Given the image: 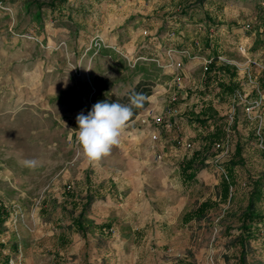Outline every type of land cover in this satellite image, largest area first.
Wrapping results in <instances>:
<instances>
[{
  "label": "rangeland",
  "instance_id": "374dc122",
  "mask_svg": "<svg viewBox=\"0 0 264 264\" xmlns=\"http://www.w3.org/2000/svg\"><path fill=\"white\" fill-rule=\"evenodd\" d=\"M97 35L106 47L88 50ZM157 41L182 69L142 52ZM207 57L235 75L233 95L215 84L219 72L204 73ZM94 74L109 78L113 99L140 82L151 95L121 144L89 164L75 130L91 111ZM237 147L244 162L223 202L220 179ZM195 154L207 167L186 187L180 167ZM31 158L35 170L23 166ZM257 180L264 185V0H0V200L13 264H240L241 240L245 264H264V221L248 239L242 228ZM207 200L216 207L205 218L183 221ZM257 210L264 215V200Z\"/></svg>",
  "mask_w": 264,
  "mask_h": 264
},
{
  "label": "trees",
  "instance_id": "16d2710c",
  "mask_svg": "<svg viewBox=\"0 0 264 264\" xmlns=\"http://www.w3.org/2000/svg\"><path fill=\"white\" fill-rule=\"evenodd\" d=\"M50 7L54 8L53 5H50ZM106 52V51H105ZM216 60V59H215ZM219 72L218 76V84L219 87L223 92L226 94L233 95L236 91V85L233 84V80L235 75L233 73L229 72V68L227 66L224 67H218L216 62L211 65L210 71L208 74H216ZM228 75L230 78V82L226 83L224 81V78ZM93 88L94 91L91 96V102L92 107L95 103L101 102V101H107V102H119L121 104H129V98L134 94H141L146 99L143 104V107L141 108H133V117L131 118L130 122L133 121L137 115L140 113V111L145 110L148 105L149 101L148 98L151 95L150 91L144 87V85L140 82L135 87L134 91L130 93V95L124 97L123 99H113L107 95V92L109 90L110 81L108 77L102 76V75H95L92 78ZM92 110V108H91ZM200 126H205L208 120L210 119V115L202 111L198 117H196ZM129 122V123H130ZM216 135V133H215ZM217 137L211 138V141L216 140ZM221 152V151H220ZM241 148L237 147L234 153V156L232 159H230L225 164V173L222 180L223 185V198L226 200L230 196V189L234 187L235 182V168L238 165H242L243 158L241 154ZM200 157V154H195L193 157L189 160H187L183 167H182V173L184 175V180L186 183L194 182L197 171L201 168L206 166L204 162L200 161L198 162V158ZM264 200V185L261 181H254L252 183V189L249 195L248 199V205L246 210L242 214V228H243V234L246 239H248L250 236L253 235L254 225L257 223L264 221V215L258 213V206L262 203ZM214 207H216V203L205 201L202 202L193 212L189 213L187 217L190 219L196 218V219H203L207 215V213L212 210ZM10 217V211L7 209V207L4 205V203L0 200V264H10V261L13 259L12 253L16 254L18 253V247L16 245H10L8 246L7 243L1 242V239L5 236V223ZM108 225H103L100 228L107 229ZM244 241L241 240V246L242 251L239 257V263L245 264L246 263V252L244 251Z\"/></svg>",
  "mask_w": 264,
  "mask_h": 264
},
{
  "label": "clouds",
  "instance_id": "9594fccd",
  "mask_svg": "<svg viewBox=\"0 0 264 264\" xmlns=\"http://www.w3.org/2000/svg\"><path fill=\"white\" fill-rule=\"evenodd\" d=\"M145 97L134 93L129 104L101 101L93 105L92 110L84 115H77L78 130H75L76 143L89 164L98 163L110 155L113 147L121 144V135L133 117V108H141ZM23 166L35 170L40 166L38 159L23 161Z\"/></svg>",
  "mask_w": 264,
  "mask_h": 264
},
{
  "label": "built area",
  "instance_id": "2783aa9c",
  "mask_svg": "<svg viewBox=\"0 0 264 264\" xmlns=\"http://www.w3.org/2000/svg\"><path fill=\"white\" fill-rule=\"evenodd\" d=\"M246 28H249V25L246 26ZM144 34L147 35V31H144ZM106 45H105V42L104 40L99 36L97 35L96 37H94L91 41V44H90V47L88 48V50H94L95 52H98L100 51L102 48H105ZM179 54L184 56V57H190L191 56V52L189 50H181L179 51ZM168 61L167 64L164 65V67H170V68H173L175 70H180L183 68V61H182V58L177 60V59H174L173 56H174V50H169L168 53ZM220 60H222V57H218ZM203 62H202V65H203V70H204V73H207L210 71V68H211V65L213 63H217V61L214 59V58H202ZM158 62H160L158 60ZM161 64V63H160ZM164 64V62H163ZM181 81V75L180 74H177L176 77H175V82L178 83ZM177 100V96H174L172 98V101H176ZM162 121V117H157L155 119V122L158 123V122H161ZM152 139L154 141L158 140V136L155 132H153L152 134ZM191 145L188 144L186 146V148H190ZM218 148L221 147V145H217ZM3 241V240H2ZM10 264H13V260L10 261Z\"/></svg>",
  "mask_w": 264,
  "mask_h": 264
},
{
  "label": "crops",
  "instance_id": "0c3cea01",
  "mask_svg": "<svg viewBox=\"0 0 264 264\" xmlns=\"http://www.w3.org/2000/svg\"><path fill=\"white\" fill-rule=\"evenodd\" d=\"M166 43H163L162 44V42H159V41H157V42H155V43H153V44H149V45H142V48H143V51L142 52H147V49H149V52H147V53H149V54H153L155 51L156 52H158V55L160 56V60H162V61H168L169 59L167 58V47H166ZM175 59H177V60H179L180 58L178 57V56H176L175 54H174V56H173ZM196 64H198V63H193L191 66H194V65H196ZM217 64V66H218V63H216ZM185 72H188L187 70L185 71ZM95 75H102V74H94L93 75V77L95 76ZM102 76H105V75H102ZM105 77H107V76H105ZM206 84H208V83H206ZM215 84L216 85H218L219 86V84H218V82L216 81L215 82ZM211 87H212V85H211ZM217 87H215V89H216ZM208 89H210V87L208 86ZM221 89V88H220ZM222 91L220 90V93H221ZM181 93V96H182V98H184V96H185V92L184 91H181L180 92ZM148 101H149V103H150V100H149V98H148ZM187 160H185V161H183V164H182V166L180 167V169H182V167H183V165H184V163L186 162ZM205 167H207V165L205 166ZM197 173H198V171H197ZM197 173H196V177H195V180H194V182H191V183H186L185 182V180H184V175H183V173H182V170L180 171V174H181V179H182V182L181 183H183L186 187H191L194 183L196 184L197 183V181H198V175H197ZM222 180H223V177L220 179V200L221 201H223V202H225V201H227L229 198H230V196H229V198L228 199H224L223 198V185H222ZM208 201V200H207ZM203 202H205V201H203ZM211 202V201H210ZM202 203V202H201ZM200 203V204H201ZM199 204V205H200ZM198 205V206H199ZM195 210V209H194ZM193 210V211H194ZM193 211H189V212H187L185 215H184V217H183V221H187V222H190V221H192V220H197L196 218H193V219H190L189 217H187V215L189 214V213H191V212H193ZM211 211V210H210ZM5 237V236H4ZM2 238L1 239V242H3V243H7V241L5 240V238ZM3 240V241H2ZM14 259V258H13ZM12 259V260H13ZM15 264H31V261H28L27 259H16V262H15Z\"/></svg>",
  "mask_w": 264,
  "mask_h": 264
}]
</instances>
